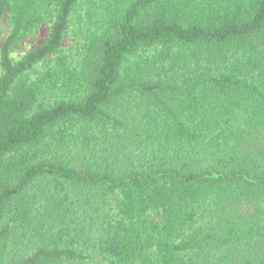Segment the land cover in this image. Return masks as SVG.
<instances>
[{"label":"trees","instance_id":"16d2710c","mask_svg":"<svg viewBox=\"0 0 264 264\" xmlns=\"http://www.w3.org/2000/svg\"><path fill=\"white\" fill-rule=\"evenodd\" d=\"M0 264H264V0H0Z\"/></svg>","mask_w":264,"mask_h":264}]
</instances>
